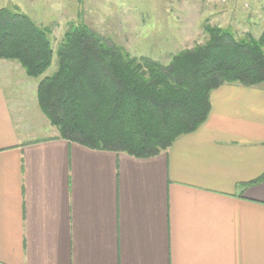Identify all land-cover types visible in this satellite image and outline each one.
I'll return each mask as SVG.
<instances>
[{
    "label": "crops",
    "instance_id": "0c3cea01",
    "mask_svg": "<svg viewBox=\"0 0 264 264\" xmlns=\"http://www.w3.org/2000/svg\"><path fill=\"white\" fill-rule=\"evenodd\" d=\"M0 76V264H264V83L136 157L26 123Z\"/></svg>",
    "mask_w": 264,
    "mask_h": 264
},
{
    "label": "trees",
    "instance_id": "16d2710c",
    "mask_svg": "<svg viewBox=\"0 0 264 264\" xmlns=\"http://www.w3.org/2000/svg\"><path fill=\"white\" fill-rule=\"evenodd\" d=\"M204 31V42L164 63L70 24L55 50V70L38 82L39 106L62 139L136 157L158 154L205 121L212 89L264 83V30L236 36L206 23ZM48 32L18 8H0V58L38 77L54 52Z\"/></svg>",
    "mask_w": 264,
    "mask_h": 264
},
{
    "label": "rangeland",
    "instance_id": "374dc122",
    "mask_svg": "<svg viewBox=\"0 0 264 264\" xmlns=\"http://www.w3.org/2000/svg\"><path fill=\"white\" fill-rule=\"evenodd\" d=\"M2 7L18 8L48 28L54 50L51 64L38 77L28 76L17 61L0 58V75L9 91L17 93L16 109L28 124L49 123L38 103L37 85L55 70V50L70 24H85L131 56L164 63L174 53L204 42L206 23L236 36L258 37L264 30V0H0Z\"/></svg>",
    "mask_w": 264,
    "mask_h": 264
}]
</instances>
